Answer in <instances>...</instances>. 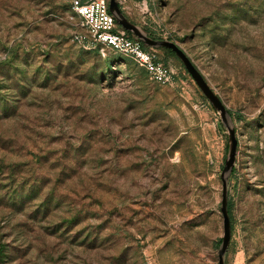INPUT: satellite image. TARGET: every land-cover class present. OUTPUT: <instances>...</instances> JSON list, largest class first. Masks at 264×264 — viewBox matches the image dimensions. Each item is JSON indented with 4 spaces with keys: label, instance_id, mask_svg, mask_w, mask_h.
Instances as JSON below:
<instances>
[{
    "label": "rangeland",
    "instance_id": "1",
    "mask_svg": "<svg viewBox=\"0 0 264 264\" xmlns=\"http://www.w3.org/2000/svg\"><path fill=\"white\" fill-rule=\"evenodd\" d=\"M120 6L232 113L226 264H264V0ZM76 35L69 0H0V264H218L219 115L178 58L156 49L177 72L160 86Z\"/></svg>",
    "mask_w": 264,
    "mask_h": 264
},
{
    "label": "built area",
    "instance_id": "2",
    "mask_svg": "<svg viewBox=\"0 0 264 264\" xmlns=\"http://www.w3.org/2000/svg\"><path fill=\"white\" fill-rule=\"evenodd\" d=\"M73 15L80 26L89 30V38L76 35L80 43L99 46L105 55L115 54L131 59L144 69L149 78L160 86H174L177 72L162 61L156 49H145L144 44L128 36L109 11V0H69ZM144 6L146 5V0ZM89 39V40H88Z\"/></svg>",
    "mask_w": 264,
    "mask_h": 264
},
{
    "label": "water",
    "instance_id": "3",
    "mask_svg": "<svg viewBox=\"0 0 264 264\" xmlns=\"http://www.w3.org/2000/svg\"><path fill=\"white\" fill-rule=\"evenodd\" d=\"M109 11L115 18L117 24L125 31L130 32L136 39L151 49L165 48L173 51L176 57L184 66L187 73L191 76L199 91L207 99L211 107L217 112L222 125L227 129V154L224 166L220 175L221 205L220 212L223 220L222 242L218 249V264H226V254L231 244L232 224L228 210L229 204V178L233 173L236 164L238 150V140L234 127L230 125L231 114L223 103L220 96L212 89L203 74L195 66L186 52L174 41L169 39L154 38L151 33L133 23L123 12L120 6V0H109Z\"/></svg>",
    "mask_w": 264,
    "mask_h": 264
},
{
    "label": "trees",
    "instance_id": "4",
    "mask_svg": "<svg viewBox=\"0 0 264 264\" xmlns=\"http://www.w3.org/2000/svg\"><path fill=\"white\" fill-rule=\"evenodd\" d=\"M126 33L128 34V36H130V37H132V38H135L130 32H127L126 31ZM152 35V34H151ZM153 36V35H152ZM154 38H156L155 36H153ZM144 47H145V49H150L149 47H147V46H145L144 45ZM158 50H160V51H162V52H164V54H169V55H171V56H173V57H175L176 59H177V57H176V55H175V53L173 52V51H171V50H169V49H165V48H157ZM108 58V57H107ZM110 61L111 60H108V61H106V62H108V63H110ZM163 61V60H162ZM164 62V61H163ZM167 64V63H166ZM181 66L184 68V66L181 64ZM145 71V70H144ZM146 72V71H145ZM230 114H231V116H233L232 115V113L230 112ZM227 149H228V145H227ZM235 172H236V168H234V170H233V173H232V175H235ZM234 209V206H233V203L231 202V201H229V204H228V210H229V214H230V218H231V224H232V232H233V230H234V213H233V210ZM221 242H222V238L218 241V244H217V247L219 248V246H220V244H221Z\"/></svg>",
    "mask_w": 264,
    "mask_h": 264
}]
</instances>
